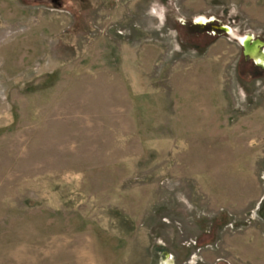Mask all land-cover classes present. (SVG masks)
<instances>
[{
    "label": "rangeland",
    "instance_id": "rangeland-1",
    "mask_svg": "<svg viewBox=\"0 0 264 264\" xmlns=\"http://www.w3.org/2000/svg\"><path fill=\"white\" fill-rule=\"evenodd\" d=\"M0 264H264V0H0Z\"/></svg>",
    "mask_w": 264,
    "mask_h": 264
},
{
    "label": "bare ground",
    "instance_id": "bare-ground-1",
    "mask_svg": "<svg viewBox=\"0 0 264 264\" xmlns=\"http://www.w3.org/2000/svg\"><path fill=\"white\" fill-rule=\"evenodd\" d=\"M244 43L246 44L247 54H249V56L255 58L258 54L259 49H260L259 42H253L252 43L250 40H244Z\"/></svg>",
    "mask_w": 264,
    "mask_h": 264
},
{
    "label": "water",
    "instance_id": "water-1",
    "mask_svg": "<svg viewBox=\"0 0 264 264\" xmlns=\"http://www.w3.org/2000/svg\"><path fill=\"white\" fill-rule=\"evenodd\" d=\"M258 42V41H257ZM253 43V42H252ZM260 45V44H259ZM262 46V45H261ZM247 50V49H246ZM246 53H247V51H246ZM248 56H249V54H247ZM253 59H254V57H252Z\"/></svg>",
    "mask_w": 264,
    "mask_h": 264
}]
</instances>
